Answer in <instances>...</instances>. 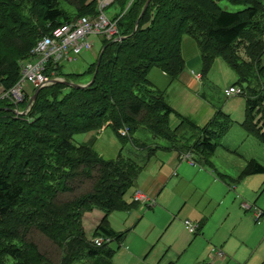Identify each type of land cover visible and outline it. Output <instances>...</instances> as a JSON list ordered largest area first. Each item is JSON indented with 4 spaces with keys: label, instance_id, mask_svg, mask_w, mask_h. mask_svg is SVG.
<instances>
[{
    "label": "trees",
    "instance_id": "trees-1",
    "mask_svg": "<svg viewBox=\"0 0 264 264\" xmlns=\"http://www.w3.org/2000/svg\"><path fill=\"white\" fill-rule=\"evenodd\" d=\"M129 1L114 2L122 9L114 19L124 14L118 28L126 39L99 37L104 52L91 87L49 85L21 116L10 104L0 103V264H109L114 257L116 251L109 244L97 248L90 242L83 218L100 210L105 216L93 237L122 241L125 233L114 231L109 217L138 205L126 196L143 167L122 150L116 158L106 159L91 145H76V135L106 127L122 142H133V134L144 126L154 138L181 144L180 151L211 163L232 125L230 116L219 111L203 128L182 118L174 127L171 118L176 111L148 78L153 69H160L171 82L178 79L185 67V36L197 42L203 77L219 58L236 73L235 85L246 97L242 126L264 143V124L255 122L254 114L257 109L264 112V3L152 0L140 18L147 0H134L126 10ZM221 2L245 8L231 12ZM65 5L75 10L74 16ZM97 14L98 0H0V83L6 88L16 85L20 63L44 36L65 23ZM99 55L83 74L65 75L62 65L51 66L48 74L74 83H80L79 77L91 80ZM125 127L130 136L123 138L120 130ZM187 127L198 130L193 143L186 137ZM255 174H264V165L250 160L240 177ZM35 234L56 251L55 260L41 250Z\"/></svg>",
    "mask_w": 264,
    "mask_h": 264
},
{
    "label": "crops",
    "instance_id": "crops-1",
    "mask_svg": "<svg viewBox=\"0 0 264 264\" xmlns=\"http://www.w3.org/2000/svg\"><path fill=\"white\" fill-rule=\"evenodd\" d=\"M182 56L185 61L184 71L174 82H171L169 76L160 69H153L149 73L148 78L154 89L164 92L166 102L176 111L177 115L171 118L172 126L181 125L182 118H187L196 124L191 118L200 116L203 126L196 125L198 128H203L212 121L219 111H222L221 109H217L214 105H206V99L201 94L203 82L212 74V70L207 77L202 76V79H198L197 75H202V60L197 42L189 36L183 38ZM229 78H231V75H225L223 71H220L219 82ZM233 85H235L234 80L231 81L229 85L225 84L223 91ZM225 112L224 113L229 115L231 119V115L236 114L238 119L235 120L244 122L246 119V104H234L228 107ZM109 129L110 128L105 127L100 131L87 133L86 138L83 139L81 144L91 145L93 148L97 145L99 146V141H101L100 138L102 135L106 134ZM190 131L198 133V130L194 131L192 128L187 127L185 129L186 136ZM228 133L223 138L224 140L227 138ZM108 137L112 139V143L115 145L116 139L113 136L108 135ZM132 138L134 139L132 144L137 147L138 150H142L140 152H147L146 154L148 155L144 165L140 163V158L134 156L133 160H139V162H136L143 167L142 173L135 185V190L141 189L146 194H149L152 198L156 199V205L153 207H145L143 204H138L133 210L119 214L120 217L123 216V220L117 217L118 219L114 225L116 230L112 229L117 233H125V236L122 241L115 242L121 246L123 241L126 240V248H130V250L124 251V264H145L142 263V258L145 260L149 255L147 259L149 260L151 254L154 253L157 247H159L158 252H162L163 255L160 256L161 253L158 255L155 254V256L148 261V264H169L176 261L171 256L176 248L182 246L185 241V237L179 233H171L168 235V231L172 227V223L168 225V221L171 216H174L176 210L181 212V218L185 222L188 221V219L197 221L196 225L198 227L196 233L189 231L185 222H182L185 228L193 235V240L189 243L188 248L193 247L196 250L201 242L207 241L210 243L209 248L207 247L199 252V254L203 252L200 257L201 260L208 257L209 259L222 260L221 264H227L229 261H233L236 264H264L263 240H260L257 245L253 246L244 245L240 241L235 244L233 239L236 238L235 233L237 227H234L230 237H222L221 235L229 226L234 225L236 220H239L238 225L243 224L246 228L244 241L254 239L257 236H261L264 239V228L260 225L262 218L259 221H253L252 218L246 214L247 211L245 209H249L251 206L245 204L247 199L244 195L242 186L238 188V190L242 192L241 196L231 194L221 195L224 187L219 180L225 182L227 176H216L218 171L212 159L211 163H208L206 161L200 162L199 159L195 158L196 163L191 165L189 162L182 161L180 158L181 153L186 152L180 151L181 144H171L168 142L169 144L167 145H154V147H152L144 143H138V139L134 138V134ZM93 140L94 143L92 144ZM152 144L155 143L152 142ZM232 144L233 141L229 140V144L225 143L223 147L230 149L232 148L231 146H233ZM255 148V144H252V148L248 152L247 161H239L237 168L241 173L250 160H256L254 157V154H256ZM158 153L159 155H157ZM99 154L104 157V154L100 152ZM183 162L189 164L185 165ZM197 164L199 170L196 171L195 166ZM208 167L211 169H208ZM212 168H214L215 171ZM178 170L181 174L177 172ZM191 174H194L195 178L204 177V182L199 180L195 185L189 183L188 178ZM240 175L236 181H247L244 185H246L248 189L251 185L253 188H260V180L257 177L264 176V174H255L241 178ZM215 195H218L220 199L218 200L213 197ZM128 202H132V197ZM159 204L163 207L159 208ZM214 208H216L215 211H213ZM150 212H153L155 217L159 220L151 219L149 217ZM104 216V213L98 210L85 214L83 225L89 240L92 239L91 234L94 233ZM164 219L166 222L164 227H162L160 220ZM86 220L88 230L85 227ZM121 226H126L128 229H123ZM155 230H158V233L155 244L152 245L151 232ZM137 233H140V237H138L139 240L130 239L127 242V238ZM218 240L221 241L223 246L220 248L217 247L218 249H213V247H216L215 242ZM116 254L117 252L112 258V261Z\"/></svg>",
    "mask_w": 264,
    "mask_h": 264
},
{
    "label": "rangeland",
    "instance_id": "rangeland-1",
    "mask_svg": "<svg viewBox=\"0 0 264 264\" xmlns=\"http://www.w3.org/2000/svg\"><path fill=\"white\" fill-rule=\"evenodd\" d=\"M262 3H264V0H260ZM221 6L228 11L231 12H237L240 10H243L245 7H240V6H233L227 2H221ZM64 8L67 10H70V14L72 16L75 15V10L70 7L65 5ZM122 9L118 5V3H115L112 6H109L106 8L105 13L109 18H113L116 14L121 13ZM92 40L95 42V47L93 51H83L80 55L77 56V60L74 62H65L62 64V72L63 74H83L88 67L95 61L96 56L100 54L101 49H102V41L101 38L99 37H93ZM241 54L244 56V52H241ZM220 71H223L225 75H231V78L223 80L219 82L220 79ZM236 73L221 59L219 58L212 69V74L209 75V77L204 80L203 86L201 88V94L205 97L206 99V105H214L217 109H221L222 111H227L228 107L234 105V104H246V97L245 96H236V98H227L224 94L223 87L225 84L229 85L231 81L234 80V83L237 81L236 78ZM80 83L79 84H87L86 82H90L89 76L86 77H79L77 79ZM90 80V81H89ZM262 83V88L264 89V77L261 80ZM229 87V86H228ZM226 113V112H225ZM255 114V122L257 118H259L258 122L259 125L261 126L264 123V112H260L259 114L254 112ZM232 119H233V125L227 135V138L221 141V145L218 148L216 154L212 158V162L215 164V168L217 169L218 173L216 176L220 175H225L227 176L226 181L222 182L219 180V182L223 185L224 190L221 195H226V194H231V195H238L241 196L242 192L238 190L240 186L244 189V195L247 199V204L248 206H251L249 209H245L247 211V215H249L253 221L256 220L255 218V213L264 210V176L257 177L260 182L259 186L260 188H253L252 185L248 189L246 187V182L247 181H236L241 173V171L237 168L239 161H247L248 160V152L252 148V144H255V150L256 154H254L255 159L264 164V143L260 141L258 138L255 136L251 135L243 126L240 121H236L235 119H238L236 114H232ZM191 119H193L197 125L203 126L202 124V119L200 116H194ZM264 130V129H263ZM109 136H113L116 139L115 145L112 143V139H110ZM195 133L191 132L186 136L187 139L189 140L190 143H193V138ZM86 134H81V135H76L73 139V142L76 145H79L82 143L83 139L86 138ZM101 137V136H100ZM134 138L138 139V143H144L147 146H152L154 145H167L169 144L168 141L163 140V139H156L153 137V135L150 133V131L142 126L140 127L137 132L134 134ZM192 138V139H189ZM96 140V139H95ZM101 141H99V146H95V150L99 153L104 154V158L106 159H114L117 157L118 152L122 149L123 154L126 157H130L131 159H134V156L137 158L141 159V164L144 165L147 161V152H140L142 150H138L137 147H135L131 141L128 142H122L120 139H118L114 133L111 131V129L108 130V132L100 138ZM229 140L233 141V146L232 148L227 149L224 148V144L227 143L229 144ZM97 142V141H96ZM154 142L155 144H152ZM94 143V140L92 141V144ZM138 150V151H137ZM195 154V153H194ZM159 155V153L157 154ZM196 159H199L200 162H205V160L202 158V156H195ZM139 162V160H136ZM184 163V162H183ZM185 165L189 164L187 162L184 163ZM196 171L199 170L198 164L195 166ZM208 169H211L208 167ZM214 171L215 169L212 168ZM179 174L181 172L178 170L177 171ZM201 180L204 182V177H199L195 178L194 174H191L188 178V182L192 184H197V182ZM233 180V181H231ZM208 189V188H207ZM135 186L128 192L126 196V200L129 201L133 194L135 193ZM217 198L218 200L220 199L218 195L213 196ZM133 201V198H132ZM158 203V202H157ZM146 207V206H145ZM163 206L159 204V208H162ZM221 208V207H220ZM171 209V208H170ZM216 208L213 209L215 211ZM97 210V209H96ZM100 211V210H98ZM172 211V209H171ZM123 212H115L112 213L109 217V223L110 227L114 228V225L117 221L118 218L120 220H123V216L120 217L119 214ZM181 212L175 211L174 216L170 217V220L168 221V225L172 223V227L168 231V235L171 233L175 234H180L185 237L184 244L182 246H178L176 250L174 251L173 255L171 256L173 259H175L177 264H221L222 260L218 259H209L206 257L204 260H201L200 257L202 253L199 254V252L205 248L210 247V243L207 241H203L200 243L199 247L195 250L193 247L188 248L189 243L193 240V235L185 228V225L182 223L184 220L181 218ZM227 213V212H226ZM118 217V218H117ZM149 217L151 219H158L155 217V214L153 212H150ZM159 220V219H158ZM192 224L196 225L197 221L189 220ZM161 226L164 227V224L166 220H160ZM185 222V221H184ZM239 220H236L234 225L229 226L225 232L221 233L222 237H230L234 227H237V231L235 233L236 238L233 239V242L238 243L239 241L242 242L244 245H257L260 240H263V237L257 236L254 239H250L248 241H244V236L246 234V228L243 226V224L238 225ZM86 229L88 230V224L87 220L85 221ZM260 225L264 228V217L260 221ZM123 229H128L126 226H121ZM127 231V230H126ZM152 237L151 240L153 241L152 245L155 244V240L157 238V233L158 230L152 231ZM167 236V235H166ZM138 237H140V233H137L135 235L130 236L127 238L128 240H139ZM34 238L36 239L39 247L41 248L42 251L49 253L51 259L55 260L57 258L56 251L53 250V248L48 244L49 242L46 241L44 238L39 236L38 234L34 235ZM91 238H93V234H91ZM216 247H213V249H218L223 244L221 243L220 240L215 242ZM119 244L115 241H112L109 243V248L115 250L117 252L115 258L110 260L109 264H124V251L125 250H130V248H126V240L123 241L119 248ZM218 247V248H217ZM153 248V246H152ZM151 248V250H152ZM159 247L156 248L154 253L151 254V257H154L155 254H160L162 256V252H158ZM257 251V249H256ZM149 255L146 257L145 260L142 258V263L148 264L147 260ZM205 262V263H202ZM227 264H236L233 261H229Z\"/></svg>",
    "mask_w": 264,
    "mask_h": 264
},
{
    "label": "built area",
    "instance_id": "built-area-1",
    "mask_svg": "<svg viewBox=\"0 0 264 264\" xmlns=\"http://www.w3.org/2000/svg\"><path fill=\"white\" fill-rule=\"evenodd\" d=\"M116 0H98V14L90 17L84 16L70 23H65L54 29L51 35L44 36L38 41L36 46L30 52L28 59L20 63V79L11 88H6L0 83V103H8L14 109L16 115L27 114L32 105L30 101L34 92L52 85V80L48 74L51 66L57 68L65 62H74L77 56L83 51H93L95 42L93 37H104L107 40L117 39L119 36L118 21L124 15L117 19L109 18L105 10L112 6ZM134 0H130L126 10L132 5ZM125 13V12H124ZM201 79V74L197 75ZM227 98L240 96L243 94L241 87L231 86L224 91ZM25 105V107H24ZM259 120V118H257ZM264 124V123H263ZM262 124V125H263ZM122 137L130 135L129 128L125 127L120 130ZM182 161H187L191 165L196 162L191 152L181 153ZM133 201L148 207L156 205V199L146 194L143 190L138 189L133 195ZM264 216V211L260 210L255 213V218L259 221ZM189 231L196 232L197 225L190 221L185 222ZM110 237H96L92 240L97 248L103 247L110 243Z\"/></svg>",
    "mask_w": 264,
    "mask_h": 264
},
{
    "label": "water",
    "instance_id": "water-1",
    "mask_svg": "<svg viewBox=\"0 0 264 264\" xmlns=\"http://www.w3.org/2000/svg\"><path fill=\"white\" fill-rule=\"evenodd\" d=\"M151 1H152V0H147L146 4H145V6H144V9H143V11H142V13H141L140 18H141V17L144 15V13L146 12V10H147V8L149 7ZM140 18H139V19L137 20V22H136V29H137V27H138V25H139ZM136 29H135L134 33L136 32ZM125 39H126V37H119V38H117L116 41H117V42H121V41H124ZM103 52H104V51H102V52L100 53V55H99V60H98V62H97L96 72H95V74L93 75L91 81L88 82L87 84H78V83H74V82H67V81H62V80L54 79V80H52V85H53V84H59V83H65V84L68 85V86H72V87H75V88H78V89H85V88L91 87V86L94 84L95 80H96L97 72H98V68H99L100 63H101V59H102ZM40 90H41V89H38V90L34 93L32 99H31V101H30V105H32V104H34V103L36 102Z\"/></svg>",
    "mask_w": 264,
    "mask_h": 264
},
{
    "label": "clouds",
    "instance_id": "clouds-1",
    "mask_svg": "<svg viewBox=\"0 0 264 264\" xmlns=\"http://www.w3.org/2000/svg\"><path fill=\"white\" fill-rule=\"evenodd\" d=\"M120 37H121V36H120ZM118 38H119V37H118ZM116 40H117V39H116ZM201 76H202V75H201ZM201 79H202V78H201ZM233 86H238V85H233ZM239 87H240V86H239ZM242 95H243V94H242ZM257 111H259V109L256 110V113L259 114V112H257ZM257 121H258V120H256V122H257ZM185 153H186V152H185ZM191 153H192V152H191ZM192 154H193V153H192ZM193 155H194V154H193ZM194 160H195V156H194ZM195 162H196V161H195Z\"/></svg>",
    "mask_w": 264,
    "mask_h": 264
},
{
    "label": "bare ground",
    "instance_id": "bare-ground-1",
    "mask_svg": "<svg viewBox=\"0 0 264 264\" xmlns=\"http://www.w3.org/2000/svg\"><path fill=\"white\" fill-rule=\"evenodd\" d=\"M56 79H58V80H62V81H65L64 79H60V78H56ZM63 84H65V83H63Z\"/></svg>",
    "mask_w": 264,
    "mask_h": 264
}]
</instances>
